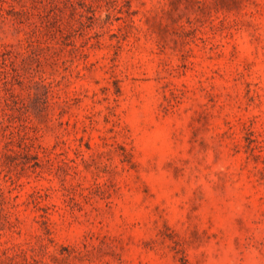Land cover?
<instances>
[{
  "label": "rangeland",
  "instance_id": "obj_1",
  "mask_svg": "<svg viewBox=\"0 0 264 264\" xmlns=\"http://www.w3.org/2000/svg\"><path fill=\"white\" fill-rule=\"evenodd\" d=\"M0 264H264V0H0Z\"/></svg>",
  "mask_w": 264,
  "mask_h": 264
}]
</instances>
